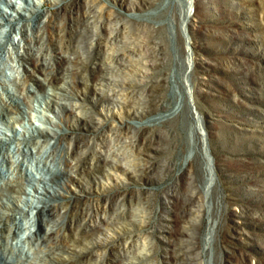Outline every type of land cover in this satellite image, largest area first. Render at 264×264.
Segmentation results:
<instances>
[{"label": "bare ground", "instance_id": "obj_1", "mask_svg": "<svg viewBox=\"0 0 264 264\" xmlns=\"http://www.w3.org/2000/svg\"><path fill=\"white\" fill-rule=\"evenodd\" d=\"M49 1L52 0H43L44 5ZM53 1L54 12L31 4L21 7L25 11L22 12L10 2L8 5L15 15L4 14L0 9V33L8 40L13 33L19 34V40L13 42L17 60L12 68L18 75L22 72L23 80L20 79L22 76L18 78L24 84L32 82L41 89L42 102L46 107L62 104V109L67 110L61 102L64 96L54 91L69 87L74 99L71 107L81 111L84 117L67 112L63 126L52 122L56 128L38 129L37 135L32 131L29 137L35 144H39L41 149L49 146L47 156L61 149L64 167L57 171L49 170L40 177L20 174L19 181L16 177V184L9 180L8 169L15 163L10 154L15 148L26 155L29 147H21L20 142L14 141L17 132L7 136L0 131V161L8 166L6 171L0 168V188L3 182L6 185V193H0V235L12 232L19 239L27 234V239L51 243L54 237L50 234L56 227L52 230L45 220L52 219L54 214L67 219L66 227L72 233L63 231L57 254L50 252L33 257L26 253L15 260L0 254V264H50L48 259L52 264H143L150 257L147 245L152 243V247L159 248L157 241L153 240L154 233L166 219L180 223L172 230L176 240L165 247L168 256L175 264H201L198 256L203 251V244L191 229H197V234L207 223L201 209H197L203 199L188 193L186 185L182 191L178 181L172 188L165 189L162 198L156 195V190L144 191L138 182L155 176L151 174L157 166L149 163L148 158L154 151L161 150L158 142L162 138L151 132V127L141 128L131 121L159 111H171L176 119L184 114L183 110L175 108L176 102L172 107H169V102L159 104L160 107L157 105V98L164 93L167 82V74L159 70L165 58L163 43L157 38L165 26L170 27L166 21L168 17L176 24L180 42L185 41L180 27L183 24L188 31L192 28L191 9L187 11L185 0H172V9L162 11L159 18L152 21L150 29L143 32V18L135 13V8L141 9L158 0ZM160 5L162 2L158 3V8ZM194 7L195 14L201 13L205 0H194ZM61 21L66 26L63 37L58 35ZM28 29L31 34H28ZM44 37H47L45 44L53 55L51 63H45L38 57L42 45L45 46L41 43ZM16 79L17 75H14L12 80L20 96L24 90L28 93V97H21L23 100L20 101L27 103L35 97V91ZM198 83L203 84L202 81ZM83 90L89 91L90 99L81 93ZM198 90L201 91L200 86ZM100 92L107 93L100 97ZM184 99L188 104L187 98ZM0 102V122L4 121L9 126L14 110H20L21 105L16 94L2 82ZM187 106L184 122L193 130L190 106ZM196 110L199 111L198 108ZM176 130L172 119L167 130L172 139ZM173 141L168 147L172 150L176 148ZM198 141L199 144L191 147L203 153L204 140L200 137ZM14 142L15 147H12ZM191 174L190 171L188 176L197 186V176ZM134 183L138 184L132 186ZM38 184L42 185V191ZM25 185H30L31 191ZM21 194L29 197L23 198ZM14 211L26 212L27 216L29 211L32 212L40 226L33 231V227L30 228L32 223L28 224L23 235H19L9 223L10 220L17 221Z\"/></svg>", "mask_w": 264, "mask_h": 264}, {"label": "rangeland", "instance_id": "obj_2", "mask_svg": "<svg viewBox=\"0 0 264 264\" xmlns=\"http://www.w3.org/2000/svg\"><path fill=\"white\" fill-rule=\"evenodd\" d=\"M10 2L15 3L17 6L14 5V8L17 7L16 9L22 12L24 10L21 7L26 4L55 11L53 0L47 5H44L43 0H5L0 1V9L4 14L15 15V11L8 5ZM159 2H162V5L158 8ZM185 2L187 11L191 9L192 20L190 31L181 24V37L185 41L180 42L176 35V24L168 17L166 21L170 27L165 26L157 38L163 43L165 58L159 70L167 74L166 88L162 96L157 98L159 102L157 105L160 107L159 104L169 102V107H172L176 102L175 108H178V111L183 110L184 114L176 119L173 118L174 113H170L171 111H159L144 115L142 118L131 119L141 128L151 127V132L162 138L158 142L161 150L154 151L148 158L149 163L157 166L151 174L155 176L151 180H142L138 183L144 191L156 190V195L159 194L162 198L163 192L179 182L182 191L186 185L188 193L203 199L202 205L197 209H201L207 223L203 231L197 234L195 233L198 232L197 229H191L203 244V251L198 256L201 264H264V0H205V8L196 14L194 0ZM172 7V0H158L155 4L145 5L141 9L135 8V13L143 18L142 31H148L152 21L158 19L162 11H170ZM124 10L122 9L123 12ZM60 23L58 35L63 37L66 26L62 21ZM28 34H31L30 29ZM17 40H19L17 32L12 34L11 40L0 33V43H3L0 45V82L6 84L16 94V100L21 105L20 110H14L11 125L8 126L4 121L0 122V131L7 136H12L14 131L17 132L14 141L20 142L21 147L24 145L29 147L26 155L15 148L10 154L15 162L11 169H8L9 180L13 184L19 181L20 174L28 173L40 177L49 170L57 171L58 168L64 167L61 149L58 148L47 156L49 146H42L41 149L39 144H35L31 136L29 137L32 131L37 135L38 129L56 128L52 122L63 126L67 112L84 117L81 111L71 107L74 99L69 87L65 90H53L64 96L65 99L61 102L67 110H63L62 104H51V108L46 107L42 102L41 89L32 82L25 83L27 85L23 83L22 72L18 75L12 68L17 60L13 42ZM46 41L48 42L47 37H44L41 43L45 44ZM46 44L42 45L38 57L45 63H51L54 60L53 55ZM42 53L45 55L42 56ZM160 72L158 71V75ZM14 75H17L18 83L30 86L32 91H35H33L35 97L27 103L20 101L26 99L28 93L24 90L20 96L12 80ZM198 81H202L203 84H199ZM199 86L201 91L198 90ZM81 93L88 99L91 98L88 90ZM106 93L100 92L99 96L103 97ZM187 105L190 106L193 130L184 122ZM172 119L177 126L175 140L167 131L169 121ZM200 137L204 140L203 153L191 147L195 143L199 144ZM172 141L176 144L173 150L168 148L169 142ZM15 142L12 143V147H15ZM2 162L0 161V168L6 171L8 166ZM189 169L191 175L197 176V186L188 176ZM37 186L42 191V185ZM25 188L31 191L32 187L25 185ZM0 189L1 194L6 193L4 182ZM21 195L23 198L29 197ZM19 205L23 206L22 203ZM28 213L27 216L26 212H16L14 215L17 221H9L19 235H23L24 227L28 224L32 223L30 228L33 227V231L40 226L38 218L30 211ZM45 222L52 230L56 227L50 234L54 237L53 242L44 244L34 238L27 239L25 238L27 234L18 239L12 232L9 234L5 232L4 236L0 235V254L9 260H15L18 256L24 257L26 253L34 255L33 257L50 252L59 253L63 231L72 233L66 227L67 219L54 214L52 219ZM210 223H213L212 227ZM179 226L180 223L175 219H166L165 224L163 222L158 225L161 228L154 233L153 240L157 241L160 249L154 246L153 248L152 243H149L147 248L150 250V257L143 264H175L165 247L176 240L172 230ZM47 263L53 262L48 259Z\"/></svg>", "mask_w": 264, "mask_h": 264}]
</instances>
